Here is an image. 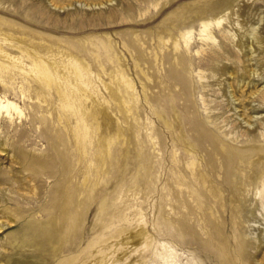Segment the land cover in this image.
I'll return each instance as SVG.
<instances>
[{"label": "rangeland", "instance_id": "374dc122", "mask_svg": "<svg viewBox=\"0 0 264 264\" xmlns=\"http://www.w3.org/2000/svg\"><path fill=\"white\" fill-rule=\"evenodd\" d=\"M0 51V264H264V0H0Z\"/></svg>", "mask_w": 264, "mask_h": 264}, {"label": "bare ground", "instance_id": "6f19581e", "mask_svg": "<svg viewBox=\"0 0 264 264\" xmlns=\"http://www.w3.org/2000/svg\"><path fill=\"white\" fill-rule=\"evenodd\" d=\"M224 21L222 16L216 17L214 20L210 21V20H204L201 21V25H200V29L198 30L197 35L199 36L198 39H200L201 41L205 42L206 44L208 43H215L216 39L215 36L213 35V31H212V27L214 26H220L222 25V22ZM255 30L256 28H251V33L248 34V38L250 39V43H248L247 47L249 48V54H253V41L254 44H257L260 48V44L259 41L255 35ZM169 37L167 39L162 40L164 46L167 48L168 46H170L172 44V48L175 52H177L178 50L184 48L186 51H189V47H191V44L193 43L192 39L194 38V32L192 30H186L184 32H180L179 35L177 37H175L173 40L171 39V33L168 32L167 34ZM1 53V51H0ZM3 56L9 60L11 63L13 64H18L19 63V58H14V57H10L7 54H3ZM251 57H255L254 55H251ZM157 58V54L155 55V59ZM29 72H34L36 78H38L40 81H42L43 83H45L47 86H50L53 79L47 69V66L45 65V63L43 61H40V64H35L34 67L29 69ZM250 74L254 75L255 71L254 70H250ZM121 81L126 84L128 86V88L132 89L133 88V84L132 82H130L126 76H124L123 74L120 76ZM200 79H202V76L200 75ZM129 112V111H128ZM21 112V109L17 106L16 103H14L13 101L10 100H1L0 101V115L7 117L8 119L13 118V115H19ZM21 115V114H20ZM252 117V116H251ZM250 117V118H251ZM252 118H255L254 121H263L264 117H262V115L259 116H254ZM262 119V120H261ZM247 125V130L249 129V127L251 125H253V123H248V121L244 122ZM96 126H97V120H96ZM230 135V134H228ZM264 136V134H262ZM230 139H235L236 137L233 135L228 136ZM234 137V138H233ZM234 141V140H233ZM53 165H56L53 164ZM41 170V172L44 173H49L48 171H46L45 169H39ZM55 184V182H54ZM54 184H53V188H54ZM258 184H260L259 186L255 187V196L258 197V199H263L264 198V179L263 180H259ZM0 197L3 198V203L6 201V198L3 197V195L1 194ZM49 198L51 200V205L53 208H55L58 213L61 215V221H60V225L59 228L56 230H48L50 231V236L48 235V237L50 238H45L46 241L45 244L41 245L42 249L44 250H48V247H51L53 249H55V251H57L59 257L63 260V258L67 257V253L69 252L70 248H71V237H72V232L74 231L73 226L72 225H66L63 224V221L67 220L73 210L74 207V202L72 199V196H66L63 200V204L60 206L58 203V201H60L59 198H53L51 196V194L49 195ZM50 213V212H48ZM73 214V213H72ZM48 215H54V213H50ZM59 215V216H60ZM53 228H57L54 225H52ZM3 226L0 224V230H2ZM37 232V231H36ZM35 232V233H36ZM43 233L42 232H38V236L42 237ZM143 232L140 233L139 238H143ZM41 241V242H42ZM58 244V245H56ZM221 257H219V263L220 264H232V259L231 257L225 253L222 249V253L220 255Z\"/></svg>", "mask_w": 264, "mask_h": 264}]
</instances>
